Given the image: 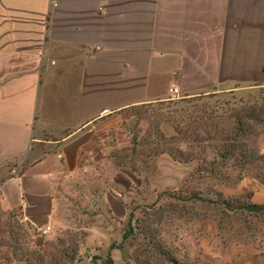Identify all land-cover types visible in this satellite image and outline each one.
I'll return each instance as SVG.
<instances>
[{
	"label": "crops",
	"instance_id": "1",
	"mask_svg": "<svg viewBox=\"0 0 264 264\" xmlns=\"http://www.w3.org/2000/svg\"><path fill=\"white\" fill-rule=\"evenodd\" d=\"M235 84L264 86V0H0V264L61 242L64 264H129L137 210L191 167H130L117 113ZM237 191L264 205L261 180ZM257 234L199 264H264Z\"/></svg>",
	"mask_w": 264,
	"mask_h": 264
},
{
	"label": "rangeland",
	"instance_id": "2",
	"mask_svg": "<svg viewBox=\"0 0 264 264\" xmlns=\"http://www.w3.org/2000/svg\"><path fill=\"white\" fill-rule=\"evenodd\" d=\"M262 107L264 86L235 84L117 113L129 136L130 167L146 171L160 154L191 167L179 190L161 192L154 204L137 210L127 234L129 264H199L204 247L248 246L264 231V211L249 213L244 207L250 193L237 191L247 179L264 182V154L257 145L264 115L262 122L246 118ZM17 164L5 167L11 171ZM60 245L45 246L44 255L26 247V257L31 264H64L70 255Z\"/></svg>",
	"mask_w": 264,
	"mask_h": 264
},
{
	"label": "trees",
	"instance_id": "3",
	"mask_svg": "<svg viewBox=\"0 0 264 264\" xmlns=\"http://www.w3.org/2000/svg\"><path fill=\"white\" fill-rule=\"evenodd\" d=\"M260 115H264V107H262L259 112L258 111H255L254 109H252V112L246 117V118H250V119H253V120H256L258 122H262V120L260 119ZM238 124L240 126H242V122H241V119L238 120ZM242 130H239V132H241ZM244 209H246L249 213H261L264 211V205H256V204H248L244 207ZM27 258V257H26ZM27 261L28 258H27Z\"/></svg>",
	"mask_w": 264,
	"mask_h": 264
},
{
	"label": "built area",
	"instance_id": "4",
	"mask_svg": "<svg viewBox=\"0 0 264 264\" xmlns=\"http://www.w3.org/2000/svg\"><path fill=\"white\" fill-rule=\"evenodd\" d=\"M168 94L170 97H178L180 92H179V89L175 86V85H172L169 89H168ZM49 227H46L44 229H38L37 232H39V234L41 235H45L46 233L49 232Z\"/></svg>",
	"mask_w": 264,
	"mask_h": 264
}]
</instances>
